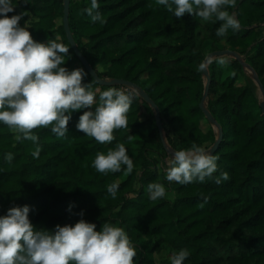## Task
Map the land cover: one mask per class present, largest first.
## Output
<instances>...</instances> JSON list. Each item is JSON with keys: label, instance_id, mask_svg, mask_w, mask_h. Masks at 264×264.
<instances>
[{"label": "trees", "instance_id": "trees-1", "mask_svg": "<svg viewBox=\"0 0 264 264\" xmlns=\"http://www.w3.org/2000/svg\"><path fill=\"white\" fill-rule=\"evenodd\" d=\"M104 23L91 21L83 12L91 0H70L69 26L79 50L102 79L133 82L158 106L167 140L173 150L193 143L212 147L218 132L201 109L209 78L206 106L223 130L215 152V179L187 185L169 183L158 168L157 152L163 137L155 110L136 94L127 114L128 127L114 131L113 142L100 144L76 130L82 111L73 113L69 132L58 138L48 128H37V143L19 142L0 124V215L10 207L28 205L37 230L80 219L97 225L111 222L123 227L133 244L143 243L135 264H158L153 254L186 249L185 264H264V110L255 85L239 59L218 57L208 67V77L197 72L207 55L233 50L253 68L264 86V0H235L239 31L216 36L221 22L186 14L182 19L155 0H98ZM25 12L29 31L37 42L57 35L70 50L64 57L69 70L82 68L83 83L102 91L68 42L64 29L63 0H16L9 16ZM225 58L233 68L223 76L216 61ZM105 66V68L101 67ZM243 80L244 84H238ZM209 123L208 130L202 128ZM132 136L129 141L128 137ZM124 143L132 154L131 174H101L93 160L97 152ZM39 149V156L33 153ZM13 160L7 163L5 154ZM118 182L116 197L107 186ZM164 184L166 196L149 200L147 185ZM72 205L71 211L69 206ZM83 213L81 216L80 214ZM162 264H169V261Z\"/></svg>", "mask_w": 264, "mask_h": 264}, {"label": "clouds", "instance_id": "clouds-1", "mask_svg": "<svg viewBox=\"0 0 264 264\" xmlns=\"http://www.w3.org/2000/svg\"><path fill=\"white\" fill-rule=\"evenodd\" d=\"M176 19L186 14L202 20L220 23L217 37H224L231 29L239 31L241 25L234 8L235 0H155ZM27 3V0H25ZM98 0H91L83 10L93 23H104L99 12ZM16 9V0H0V124L15 133V139L38 142L33 134L37 128H48L58 138L69 132L73 113L82 111L75 127L97 143H111L114 131L128 127L127 114L134 102L135 91L123 87L106 90L83 83L86 73L82 68L69 70L64 57L69 48L60 43L59 37L47 43L37 42L29 31V20L21 26L25 12L9 16ZM211 61L206 57L197 67L205 72ZM226 65L227 59L216 61ZM132 136L128 137L130 141ZM39 156V149L33 153ZM7 163L13 155L5 154ZM217 157L210 147L193 143L190 148L174 152L165 171V179L187 185L194 181L203 183L213 179L217 171ZM101 174L134 170L124 143L104 152H97L92 165ZM220 184L228 179L227 173L215 177ZM120 185L113 182L107 192L116 197ZM149 200L166 196L164 184L152 182L146 189ZM72 205L69 206L71 211ZM30 206L10 207L0 215V264H135L136 246L127 231L117 224L105 222L97 231L95 223L80 219L74 224L56 225L54 230H37L32 224ZM81 216L83 213L80 214ZM189 257L186 249L174 251L169 264H185Z\"/></svg>", "mask_w": 264, "mask_h": 264}, {"label": "water", "instance_id": "water-1", "mask_svg": "<svg viewBox=\"0 0 264 264\" xmlns=\"http://www.w3.org/2000/svg\"><path fill=\"white\" fill-rule=\"evenodd\" d=\"M63 5H64V16H63V23H64V29L66 32V36L68 39V42L70 43L72 49L74 50L75 54L77 55V57L79 58L81 64L86 68V70L90 73V75L94 78V80L100 84V85H106V86H114V85H119V86H127V87H132V88H138L133 82L124 80V79H113V80H108V79H102L99 77V75L97 74V72L94 70V68L90 65V63L88 62V60L85 58V56L82 54V52L79 50L77 43L73 37V34L71 32L70 26H69V13H70V0H63ZM235 55L239 58H241V56L236 53L235 51H231V50H217V51H213L211 52L207 58L208 60L212 61L213 59H215L216 57H221L224 55ZM205 77H208V69L203 72ZM254 73V72H253ZM255 77H256V81L259 85V89L261 92L260 97H262V101H261V107L264 110V86L261 83V81L259 80V78L257 77V75L254 73ZM209 78H207V81L205 83V94L203 97V100L200 104L201 109L205 112L206 117L208 119V121L214 123L216 125V130L218 131V137L216 142L214 143V145L211 147L212 149V153L215 152V150L217 149L219 142L222 140L223 137V130L221 128V126L219 125V123H217L215 121V119L213 118L212 114L210 113V111L208 110L206 103H205V99L208 97V88H209ZM139 89V88H138ZM139 93L140 96L155 110L156 114V122H157V126L158 129L160 131V134L163 136L164 134V129H163V122H162V118H161V114H160V110L158 108V106L155 104V102L153 100H151V98L147 95V93L143 90L139 89Z\"/></svg>", "mask_w": 264, "mask_h": 264}, {"label": "rangeland", "instance_id": "rangeland-1", "mask_svg": "<svg viewBox=\"0 0 264 264\" xmlns=\"http://www.w3.org/2000/svg\"><path fill=\"white\" fill-rule=\"evenodd\" d=\"M57 37H59V40H61V38H60V36L59 35H57ZM227 50H230V49H227ZM231 51H233V50H231ZM210 54V53H209ZM208 54V55H209ZM207 55V56H208ZM221 57H227V58H230V59H239L241 62H242V64H243V66H244V68H245V72L248 74V76H249V79H250V81L255 85V88H256V92H257V94H258V96L260 97V95H261V92H260V89H259V85H258V83H257V81H256V77H255V75H254V73H255V71L253 70V68L243 59V57L241 56V58H239V57H237V56H235V55H231V54H229V55H224V56H221ZM218 57H216L215 59H213L211 62H213L214 60H216ZM228 61V60H227ZM211 62L209 63V65L211 64ZM218 66H220V68L222 69V71H223V76L225 77L226 75H232V73H233V68L230 66V64H229V61H228V63L226 64V65H219L218 64ZM101 67H103V68H105V66H101ZM254 72V73H253ZM256 74V73H255ZM257 75V74H256ZM257 77L259 78V76L257 75ZM259 80H260V78H259ZM261 81V80H260ZM238 84H244V81L243 80H241V81H239L238 82ZM117 86V85H116ZM119 86V85H118ZM120 87H123V88H127V89H129V90H134L135 91V93L136 94H140L139 92V89L138 88H132V87H127V86H120ZM261 99H262V97H260ZM156 118V117H155ZM210 122V121H209ZM210 123H212V122H210ZM213 124V128H214V130L216 131V132H218L217 130H216V125L214 124V123H212ZM209 123L208 122H206V121H204L203 122V124H202V128L204 129V130H208V128H209ZM163 129H164V127H163ZM163 140H162V144H163V148H161V149H159L158 150V152H157V157L159 158V163H158V168L159 169H161V170H164V171H166V168H167V162H168V160H169V158L172 156V155H174V152H175V150H173V148L171 147V145L169 144V142H168V140H167V136H166V132H165V130H164V134H163ZM129 156L131 157L132 156V154H129ZM135 246H136V249H137V253H141L142 251H143V249H142V247H143V243H142V241H140V242H138V243H136V244H134ZM153 257H154V259H155V261H156V263H158V264H162L163 262H166V261H169V254H167L165 251H162V252H160V253H154L153 254Z\"/></svg>", "mask_w": 264, "mask_h": 264}]
</instances>
